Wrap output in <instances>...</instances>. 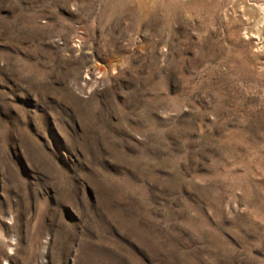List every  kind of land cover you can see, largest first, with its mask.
Wrapping results in <instances>:
<instances>
[{"label": "rangeland", "instance_id": "obj_1", "mask_svg": "<svg viewBox=\"0 0 264 264\" xmlns=\"http://www.w3.org/2000/svg\"><path fill=\"white\" fill-rule=\"evenodd\" d=\"M0 264H264V0H0Z\"/></svg>", "mask_w": 264, "mask_h": 264}]
</instances>
